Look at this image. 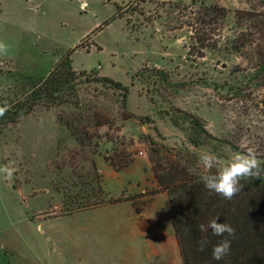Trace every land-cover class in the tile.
Wrapping results in <instances>:
<instances>
[{
  "label": "rangeland",
  "instance_id": "obj_1",
  "mask_svg": "<svg viewBox=\"0 0 264 264\" xmlns=\"http://www.w3.org/2000/svg\"><path fill=\"white\" fill-rule=\"evenodd\" d=\"M213 4L227 17L212 37L218 46L200 57L190 51L189 25ZM0 42L8 46L0 54V109L21 104L30 81L72 49L73 68L83 72L81 107L45 102L0 123V264H83L82 220L60 213L108 192L154 191L142 187L150 172L156 180L154 162L170 166L177 151L194 154V163L181 162L203 176L218 171L199 164L205 151L227 164L251 148L264 162V0H0ZM100 76L130 87L127 110L120 90ZM94 113L112 123L92 126V138L66 124L74 116L73 128L88 124ZM192 116L218 139L203 134L194 145ZM109 157L132 161L116 170Z\"/></svg>",
  "mask_w": 264,
  "mask_h": 264
},
{
  "label": "trees",
  "instance_id": "obj_2",
  "mask_svg": "<svg viewBox=\"0 0 264 264\" xmlns=\"http://www.w3.org/2000/svg\"><path fill=\"white\" fill-rule=\"evenodd\" d=\"M197 14H199L197 25H189L192 27L190 38L193 40L190 51H197L200 57H204L205 49L216 48L219 44V41L213 40L212 37L217 30L223 28L227 17V9L219 4H213L203 6ZM108 23L106 22L105 24ZM81 46L82 43L77 48ZM74 50L68 51L46 77L37 81H30L32 86L27 91L23 102L15 108L5 110L4 114L0 115V123L6 119L8 120L7 122L17 121L29 114L36 105L45 102L53 105L69 103L76 108L81 107L82 103L77 95V82L83 72H78L73 68L71 56ZM143 69L138 71L137 76H140ZM152 70L156 73L155 75L167 80L168 74L164 70L160 68H152ZM28 79L33 80L31 77H28ZM99 79L120 90L122 108L124 111L127 110V98L130 87L108 76H100ZM84 118V116L80 115L77 119L83 120ZM73 119L76 120V117L74 116L66 121L68 127L71 130L73 129L74 134L81 132L88 138L94 136V133L90 131L92 126L100 127L112 123L109 117L94 113L93 116H90L88 124L82 123L75 125L73 128V122H75ZM192 121L196 127V134L190 140L194 145L198 146L202 143L200 137L203 134L206 137L218 139L207 130L201 118L192 116ZM175 156L180 161H178L179 159L173 161L170 166H166L160 160L154 162L153 170L159 186L152 192L165 191L169 195L173 224L183 264H264V181L257 182L242 179L239 193L231 200H226L205 188L202 179L204 176L199 172V169L197 172L191 173L187 166L182 164L181 159L185 157L188 158V162L194 163L196 159L194 154L186 149V151H177ZM108 160L114 169L120 170L127 166L132 161V158L109 157ZM145 193L147 192L136 194L133 197ZM82 197L83 200L86 198L85 196ZM122 199L123 197L117 199L100 198L93 202L91 200L87 202L74 201L77 204H74L76 205L74 208L66 209L60 214H71ZM217 218L218 222L230 224L235 229V235L230 237L225 233L223 237H218L212 235L211 230L206 233L200 231L199 226L201 224L207 226L210 220ZM204 237H207L210 242L203 251H200L198 250L197 242ZM225 238L231 241L230 253L222 260L216 261L212 257V248Z\"/></svg>",
  "mask_w": 264,
  "mask_h": 264
},
{
  "label": "crops",
  "instance_id": "obj_3",
  "mask_svg": "<svg viewBox=\"0 0 264 264\" xmlns=\"http://www.w3.org/2000/svg\"><path fill=\"white\" fill-rule=\"evenodd\" d=\"M148 175L142 187L157 188ZM108 196L123 199L68 214L82 220L83 264H183L167 192Z\"/></svg>",
  "mask_w": 264,
  "mask_h": 264
},
{
  "label": "clouds",
  "instance_id": "obj_4",
  "mask_svg": "<svg viewBox=\"0 0 264 264\" xmlns=\"http://www.w3.org/2000/svg\"><path fill=\"white\" fill-rule=\"evenodd\" d=\"M8 46L0 42V54H6ZM5 109H0V115L4 114ZM199 164L206 170L217 168L215 175H205L202 177L204 186L209 192H214L226 200H231L241 190L240 181L248 178L264 177V167L257 158L255 151L251 148L245 153H237L227 164L221 162L218 157L211 152H202L199 156ZM200 231L206 233L211 230L212 235L223 237L235 235V229L228 223L218 222L217 219L210 220L208 225L201 224ZM207 237L199 240L198 250L203 251L209 244ZM231 241L227 238L222 239L212 248V257L216 261L222 260L230 253Z\"/></svg>",
  "mask_w": 264,
  "mask_h": 264
}]
</instances>
